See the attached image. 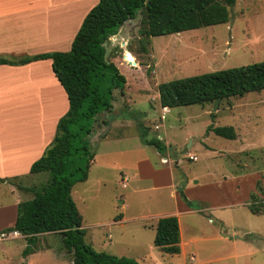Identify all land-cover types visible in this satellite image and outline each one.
<instances>
[{"label": "rangeland", "instance_id": "rangeland-1", "mask_svg": "<svg viewBox=\"0 0 264 264\" xmlns=\"http://www.w3.org/2000/svg\"><path fill=\"white\" fill-rule=\"evenodd\" d=\"M228 10L226 23L151 37L142 33L144 13L140 10L104 43L106 59L117 65L126 83L122 92L114 91L111 110L97 115L88 136L94 157L87 179L76 182L71 190L85 241L96 250L134 258L139 264H264V89L222 99L216 109L215 102H208L169 108L167 113L157 96L161 82L264 60V0H235ZM51 98L49 102L36 98L40 103L36 109L32 97L23 99L29 108L26 118L44 112L42 118L48 120L57 111ZM13 101L22 99L14 97ZM6 111V106L1 107L0 116L8 115ZM12 113L9 116L16 117ZM10 122L5 119L1 124ZM158 124L162 125L156 128ZM210 124L233 126L235 139L207 132ZM139 125L146 129L148 139L156 138L181 155L186 173L200 177L203 186L185 191L191 200L188 207L234 202L211 211L224 224L215 218L209 222L208 213L197 211L182 217L185 254L165 253L152 242L150 223L155 222V215L172 208L175 200L168 187L153 188L162 179L153 171L162 166L160 154L142 142ZM206 144L221 149L223 155L213 158L204 149ZM186 152L196 154L197 160H188ZM176 176L178 190L183 177ZM47 177L42 172L5 181L37 188ZM4 187L0 184V203H11L13 196ZM24 193L32 196L30 191ZM247 198V206L255 201L253 207L261 213L253 214L242 204ZM178 202H185L179 192ZM122 214L125 221L114 222ZM147 215L152 216L150 222L145 220ZM1 224L0 217V232H7ZM42 236L33 249H49L36 253L31 264H68L59 257L64 250L61 237L56 233ZM26 244L23 238L0 239V264H21Z\"/></svg>", "mask_w": 264, "mask_h": 264}, {"label": "trees", "instance_id": "trees-1", "mask_svg": "<svg viewBox=\"0 0 264 264\" xmlns=\"http://www.w3.org/2000/svg\"><path fill=\"white\" fill-rule=\"evenodd\" d=\"M235 0H98L84 16L68 51H52L24 56L18 60L0 57V64H24L37 59H51V67L63 87L68 109L56 125L50 145L30 167L31 173L46 172L48 177L39 187H20L32 192V198L17 204L14 225L6 231H17L27 241L22 251L27 256L34 249L41 233H56L62 246L71 253L69 264H139L134 258L117 256L96 250L85 241L81 215L71 196L76 182L87 179L94 151L88 136L97 121V115L109 112L116 89L123 91L125 76L112 61L106 59L104 43L138 11L144 13L143 35L147 37L180 33L205 26L226 23L228 7ZM264 89V60L237 67L203 72L161 82L157 85L162 107L191 104L203 105L248 92ZM108 125V121H103ZM140 126L144 144L159 151L164 145L156 138L148 139L146 129ZM235 139L231 125H213L207 132ZM10 180L0 177V182ZM179 196L191 206L182 187ZM253 204V214L259 210ZM264 211V210H263ZM262 211V212H263ZM178 220L174 215L157 219L153 243L163 252L178 254Z\"/></svg>", "mask_w": 264, "mask_h": 264}, {"label": "crops", "instance_id": "crops-1", "mask_svg": "<svg viewBox=\"0 0 264 264\" xmlns=\"http://www.w3.org/2000/svg\"><path fill=\"white\" fill-rule=\"evenodd\" d=\"M97 2L98 0H0V57L18 60L24 56H32L44 52L68 51L84 16ZM50 91L53 94H50ZM157 96L159 100L158 92ZM14 97L22 99V101L14 103ZM30 97L33 98L32 101L35 109L38 106L40 107V103L37 102L36 98H45L49 102L50 97H52L53 110L57 109L58 112L55 111L56 114L52 112V116L46 121L42 118L44 112H39L37 117L35 115L31 116L35 121L32 118L29 120L28 117L26 118V116H29V108L24 105L26 102L23 104V99ZM3 106H6L7 111L4 113L8 115L4 117L3 115L0 116V177L4 179H24L33 174L42 173H31V164L50 145L56 132L57 122L68 109L66 93L53 73L51 59H37L24 64H0V108ZM16 106L19 107L10 110V107ZM160 107L162 110H166V113L169 110V107L164 108L161 105ZM11 111L13 112L12 114H17L16 117L9 116ZM16 118L18 122L14 123ZM162 118H165V116L163 115ZM5 119L11 121L10 124H1ZM160 125L162 124L157 125L158 128ZM169 125L171 126L172 124L170 123ZM208 134L210 133L205 135L208 136ZM196 138L202 140L204 137L198 136ZM163 144L166 148L162 151L152 146L157 154H160L159 161L162 165L159 168L153 169V171L159 172L162 175L161 182L155 184L153 188L168 187L170 189L169 195L175 200V203L172 208L155 215V222L150 223L149 226L154 230L152 242L157 219L162 216L174 215L178 220L179 253L183 252L185 254L183 247L186 245V242L183 238L182 217L185 214L197 211L199 213H208L209 222H213V218H215L224 224L225 222L211 211L216 208L230 207L234 202H222L213 205L205 204L199 208H190L185 202L179 204L177 192L178 177L176 173H179V176L183 177L181 183H184V192L191 187L203 185L199 184L200 177H197L195 174L189 175L183 169L182 166L185 160H182L181 155L176 150H172L167 144ZM192 145L191 142L189 147L191 148ZM204 149L213 158L217 154L223 155L221 149H216L207 144ZM187 155L195 157L192 160L188 157V160H197L196 154L186 152L184 156ZM164 164L166 165L163 166ZM222 178L226 179V176ZM0 184H5L4 190L13 196L11 203H0L1 227L6 229L14 225L17 204L32 197L33 194L32 196L25 194L24 189L20 188L24 186L20 184L17 186L11 185L6 181H2ZM186 198L190 200L187 195ZM247 200L248 198L242 204L247 206ZM5 210H8V213H5ZM151 217L147 215L145 220L150 222L149 219ZM124 221L123 214L122 218L114 220L117 223H123ZM81 226L83 227L82 223ZM143 226H145V223ZM6 233H12V235L4 238L5 240L26 239L24 235L17 231H7ZM46 234L49 233H41L38 238H42L43 240L42 235ZM110 237L111 234H108V238ZM38 245L40 244L38 243ZM47 247L34 249L27 256L23 257L24 260L21 264H31L36 253H45L49 249ZM60 254L62 255L59 257L67 259L68 264L72 261L71 253L67 249L64 248ZM64 254L65 256H63Z\"/></svg>", "mask_w": 264, "mask_h": 264}, {"label": "built area", "instance_id": "built-area-1", "mask_svg": "<svg viewBox=\"0 0 264 264\" xmlns=\"http://www.w3.org/2000/svg\"><path fill=\"white\" fill-rule=\"evenodd\" d=\"M163 117V116H162ZM156 128H158V126L156 125ZM190 159H194L195 157L194 156H189ZM12 235V233H6V232H0V239H4L8 236Z\"/></svg>", "mask_w": 264, "mask_h": 264}, {"label": "water", "instance_id": "water-1", "mask_svg": "<svg viewBox=\"0 0 264 264\" xmlns=\"http://www.w3.org/2000/svg\"><path fill=\"white\" fill-rule=\"evenodd\" d=\"M119 29H120V28H119ZM218 103H219V99H217V100L215 101V103H214V109H216ZM189 146H190V142H189V144H188V147H189Z\"/></svg>", "mask_w": 264, "mask_h": 264}, {"label": "bare ground", "instance_id": "bare-ground-1", "mask_svg": "<svg viewBox=\"0 0 264 264\" xmlns=\"http://www.w3.org/2000/svg\"><path fill=\"white\" fill-rule=\"evenodd\" d=\"M165 108V107H164ZM166 111V110H165Z\"/></svg>", "mask_w": 264, "mask_h": 264}]
</instances>
